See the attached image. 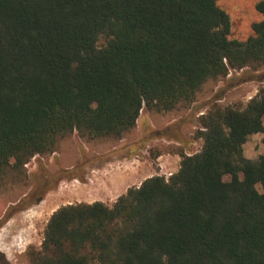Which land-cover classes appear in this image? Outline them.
Wrapping results in <instances>:
<instances>
[{"label":"trees","instance_id":"16d2710c","mask_svg":"<svg viewBox=\"0 0 264 264\" xmlns=\"http://www.w3.org/2000/svg\"><path fill=\"white\" fill-rule=\"evenodd\" d=\"M217 1L0 0V187L74 133L121 139L143 108H187L207 82L264 68V0L243 41ZM198 123L200 150L167 179L53 212L29 264H264V154H243L264 134V85Z\"/></svg>","mask_w":264,"mask_h":264},{"label":"rangeland","instance_id":"374dc122","mask_svg":"<svg viewBox=\"0 0 264 264\" xmlns=\"http://www.w3.org/2000/svg\"><path fill=\"white\" fill-rule=\"evenodd\" d=\"M259 1H217V6L229 17L230 39L243 41L252 35V25L263 20L255 9ZM103 45L104 39L100 38L98 46ZM262 85L264 68L230 72L223 80L207 82L187 108L168 113L143 108L135 128L121 139L87 141L74 133L61 139L54 153L36 156L19 170L9 169L4 187H0V264H29L27 251L40 248L46 222L60 207L93 202L111 206L116 196L112 184L118 179L120 183V173L127 177L135 175L138 183L156 175L167 179L178 169L177 157L180 160L181 153L194 154L200 150L201 141L195 139L200 113H206L214 104L242 107ZM263 140L247 142L250 157L264 154ZM161 163L166 166H160ZM69 171H74V178H67ZM109 177L113 178L111 183ZM33 190L30 201L16 205ZM41 196L39 202L33 203Z\"/></svg>","mask_w":264,"mask_h":264},{"label":"crops","instance_id":"0c3cea01","mask_svg":"<svg viewBox=\"0 0 264 264\" xmlns=\"http://www.w3.org/2000/svg\"><path fill=\"white\" fill-rule=\"evenodd\" d=\"M202 113H200V115H201ZM260 136H262V137H260ZM259 138V141H260V138H264V134H257V135H253L252 136V138H251V141H254V142H256L255 140H257ZM249 143V142H248ZM247 144V143H246ZM246 144H244L243 145V154H244V156H245V158H248V159H256L257 157H250L249 155H248V151H247V149H246ZM177 163H179V158L177 157ZM160 166H162V167H164V166H166L165 164H163V163H161L160 164ZM166 168V167H165ZM178 169H176L175 170V172L177 171ZM119 176H120V179H121V183L123 184V185H121V183H119V184H115L114 186H113V188H112V190H113V195H116V194H118L119 192H121L120 194H118V195H116L111 201H113L114 199L116 200L119 196H121V195H123L126 191H127V189L128 188H130V185H132L131 187H134V186H139L145 179H147V178H150V177H147V178H142V180L138 183V180L136 179V177H135V175H133L132 177H127V176H122V175H120L119 174ZM122 176V177H121ZM131 182V184L130 185H128L127 187H125L124 189H123V187L125 186V185H127L128 183H130ZM123 189V190H122ZM122 190V191H121ZM106 201H110V200H108V199H106Z\"/></svg>","mask_w":264,"mask_h":264},{"label":"bare ground","instance_id":"6f19581e","mask_svg":"<svg viewBox=\"0 0 264 264\" xmlns=\"http://www.w3.org/2000/svg\"><path fill=\"white\" fill-rule=\"evenodd\" d=\"M129 171V170H128ZM131 171V170H130ZM118 173H119V171H118ZM123 173V172H122ZM122 173H120V174H122ZM115 174H117V173H115ZM131 174V173H130ZM107 175H109V174H107ZM118 176V175H117ZM114 177H116L115 175H114ZM122 177V176H121ZM110 178V177H109ZM112 178V177H111ZM111 178H110V180H109V183H111ZM113 179V178H112ZM114 180H116V179H114ZM102 181V180H101ZM105 181V180H104ZM107 181V180H106ZM117 181H119V179L117 180ZM115 182L116 184H118L119 182ZM101 183V182H100ZM102 183H104L103 181H102ZM105 183H107V182H105ZM113 183V182H112ZM121 183V182H120ZM101 185V184H100ZM109 185H111V184H109ZM113 186L115 185L114 183L112 184ZM122 185V184H121ZM106 186V185H105ZM108 186V185H107ZM103 187V186H102ZM115 187V186H114ZM62 188V187H61ZM99 188V187H98ZM97 188V189H98ZM101 188V187H100ZM106 188V187H105ZM103 190V189H102ZM105 190V189H104ZM99 191H101V189L99 190ZM106 191V190H105ZM106 193V192H105ZM110 193V192H109ZM60 195V194H59ZM117 195V194H116ZM69 196V195H68ZM111 196V195H110ZM61 197V196H60ZM71 197V196H70ZM46 198V197H45ZM58 199V198H57ZM58 201V200H57Z\"/></svg>","mask_w":264,"mask_h":264}]
</instances>
